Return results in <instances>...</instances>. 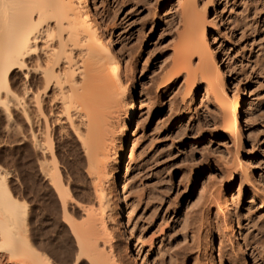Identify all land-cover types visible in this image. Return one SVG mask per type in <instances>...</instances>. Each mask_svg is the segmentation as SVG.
<instances>
[{"label":"rangeland","instance_id":"1","mask_svg":"<svg viewBox=\"0 0 264 264\" xmlns=\"http://www.w3.org/2000/svg\"><path fill=\"white\" fill-rule=\"evenodd\" d=\"M85 1L98 34L116 57L128 89L127 103L136 112L128 134L121 128L117 141L120 158L113 178L115 172H120L122 183L104 213L111 237L107 243L99 240L100 247L105 243L104 248L102 245L98 249L105 252H100L102 263L132 264L136 249L138 264H169L171 256L183 246L188 258L183 264H264V202L259 203L264 196V0ZM188 3L195 12L191 14L195 20L191 19L196 34L192 33L198 52L187 58L189 73H177L174 63L183 31L181 22L185 21L182 10L190 8ZM198 70L206 72L202 79ZM206 79L220 82L224 91L221 100L228 111L226 119L213 98L204 97ZM192 80L193 91L188 93ZM18 116L12 114L8 123L0 112V171L6 173L11 194L20 199L24 194L20 142L24 130ZM62 139H58L62 142L58 145L63 158ZM62 170L66 173L65 168ZM81 181L70 187L65 185L70 196L64 194V198L71 200L68 203L89 206L95 202L94 195ZM41 184L37 183L36 190L47 205L50 193ZM213 190L217 194L222 191V202L217 205L221 207L209 215L197 236L193 229L197 211L203 206L200 203L204 194ZM75 193L79 200L73 196ZM26 194L32 199L31 190ZM223 203L226 204L222 206ZM120 214L130 215L128 236L132 249L122 238ZM77 216V223L84 219L81 213ZM223 225L228 226L225 229ZM64 229L71 232L67 225ZM64 229L61 226L53 232L44 230L51 239L43 236L44 244L38 252L52 264L64 261L53 255L56 247L55 252L62 251L59 246L63 247ZM84 263L91 264L87 259L81 264Z\"/></svg>","mask_w":264,"mask_h":264},{"label":"bare ground","instance_id":"2","mask_svg":"<svg viewBox=\"0 0 264 264\" xmlns=\"http://www.w3.org/2000/svg\"><path fill=\"white\" fill-rule=\"evenodd\" d=\"M191 7L190 5V8L185 7L182 10L185 16L181 14L185 21L181 22L184 23L183 31L179 38L176 64L174 63L177 73L179 70L188 72V57L198 52V44L193 39L195 24L192 22L195 15H192L195 12ZM89 14L85 0H0V112L7 122L13 118L12 114L20 115L24 130L21 140L19 139L23 144L21 184L24 188L20 199L11 194L7 187L6 173L0 171V264H52L50 259L38 252V248L44 244L41 242L42 237L49 236L46 234L47 228L53 232L54 228L61 226L64 229V225L68 226L71 234L66 229L63 230V247L59 246V251H62L56 253V247L53 253L57 255H54L55 257L61 256L66 261H62V264H81L85 259L91 264L104 263V257L100 255L104 250L98 252V249L102 245L104 248V244L109 242L111 237L104 223V213L112 203V194L118 195V186L122 183L120 172H115L113 178L114 167L120 158L117 141L121 128H124L125 135L128 134L136 112L134 106L127 103L128 89L122 79L116 57L110 46L101 39L103 36L98 34ZM205 70L200 71L201 79L208 68L206 72ZM192 81L188 93L193 91L192 84L195 80ZM207 82L204 83L206 89L208 88L204 97L213 98L217 107H221L223 119H226L228 111L227 105L225 104V108L221 100L224 91L220 82L215 79H209ZM240 104L241 100L238 99V105ZM234 118L237 121V117L233 116ZM61 137L64 139L62 146L65 149L63 158L59 154L58 145L61 142L58 139ZM243 176L246 180L249 177H246V174ZM81 180L86 182L87 187L91 189L90 193L92 191L94 195L95 202L91 204L90 200V207L81 202L68 203L71 200L67 202V197L64 198L69 195L65 185L70 187ZM41 182L47 186L50 193V202L47 205L43 204L45 198H40L41 202L38 197L37 183ZM27 190H31L32 199L25 195ZM75 190L74 186L73 191ZM205 195L207 193L204 194L203 203H200L203 206L197 211L196 221H193L197 236L201 233L203 225L205 226L204 222L209 220V215L215 210L219 211L218 208L221 207L217 205L222 191L217 194L213 190L209 195ZM73 196L77 198L78 194ZM198 198L202 201L200 196ZM260 198L261 204L264 202V196ZM223 212L225 213V209ZM78 213L83 214L84 219L77 223ZM120 215L121 222L123 221L119 225L122 238L129 249H132L130 235L128 236L131 230L130 215ZM227 226L223 225L224 228ZM99 240L105 242L102 241L101 247L98 245ZM72 241L75 245H72ZM52 245L51 251L55 246ZM185 249L182 246L181 250L172 253L169 264L185 263L188 259L184 253ZM134 251L138 258L139 252L136 249ZM18 254L21 259H18ZM135 258H131L132 264H138Z\"/></svg>","mask_w":264,"mask_h":264},{"label":"trees","instance_id":"3","mask_svg":"<svg viewBox=\"0 0 264 264\" xmlns=\"http://www.w3.org/2000/svg\"><path fill=\"white\" fill-rule=\"evenodd\" d=\"M0 163H2L1 160H0Z\"/></svg>","mask_w":264,"mask_h":264}]
</instances>
